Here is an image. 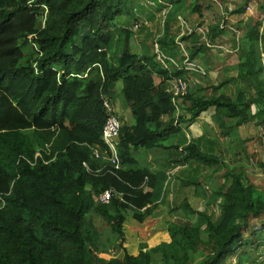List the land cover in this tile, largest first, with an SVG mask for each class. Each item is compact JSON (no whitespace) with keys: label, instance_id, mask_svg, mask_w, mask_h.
Instances as JSON below:
<instances>
[{"label":"trees","instance_id":"1","mask_svg":"<svg viewBox=\"0 0 264 264\" xmlns=\"http://www.w3.org/2000/svg\"><path fill=\"white\" fill-rule=\"evenodd\" d=\"M186 3L0 0V264H225L243 247L264 246V224L262 232L243 238L251 220L264 218V197L242 173H226L225 181L208 195V201H220L215 220L183 199L170 210L179 211L181 219L167 222L147 240L139 239L132 252L126 244V213L142 224L166 203L168 170L220 163L221 157L191 137L189 128L202 114L211 113L218 135L227 142L248 122L264 126V20L244 28L234 78L191 89L196 73L184 70L183 61L194 62L198 51L209 50L196 33L177 41L169 38L171 22L180 18L188 24ZM128 4L145 14L144 25L155 21L152 7L166 9L162 36L155 42L166 67L143 43L140 54L133 51L132 31L140 26L132 29L140 21L135 16L130 26L120 19L131 13ZM194 11L200 7L193 6L190 13ZM221 35L214 26L206 32L212 43ZM178 78L187 82V94L173 99L171 82ZM230 84L232 96L225 92ZM103 97L115 115L113 104L119 97L133 119L132 125L121 124L120 168L115 171L92 156L94 148L106 150L101 141L107 117ZM185 131L190 134L184 140L163 143ZM157 151L163 154L154 159L162 158L166 168L142 164L143 152ZM235 151L233 155L243 154ZM180 184L201 189L194 177ZM105 190L120 197L98 205L95 198ZM91 214L105 223L111 238L106 240L121 256L100 250L103 235ZM244 254L238 264L248 259Z\"/></svg>","mask_w":264,"mask_h":264},{"label":"rangeland","instance_id":"2","mask_svg":"<svg viewBox=\"0 0 264 264\" xmlns=\"http://www.w3.org/2000/svg\"><path fill=\"white\" fill-rule=\"evenodd\" d=\"M187 3L186 5H189L190 8L187 9L186 17L188 18V24H185V26L190 27L192 26L191 23L189 22L191 20V18H193L192 22H195L198 20L197 19V12L194 11L192 13H190V9L195 6L198 7H207L208 3L205 5L203 4V0L202 2H200V0L198 2H195V0H185ZM219 1V0H218ZM224 1V0H222ZM157 2H163V0H157ZM221 2V1H220ZM225 2V1H224ZM232 4L236 5V9L237 8H243L245 6V4H252V5H256V3L259 5V7H263L264 4V0H233L231 1ZM145 4L148 5V3H150V1H144ZM226 3V2H225ZM228 4V3H227ZM132 4H128L129 9L132 8L130 11L131 13L128 16L125 17H120L121 20H126L125 21V25H130L132 26V21L135 19L134 17L138 16V20L140 21V28L137 31H132L133 32V38L130 40V46L132 47L133 51L136 54H140L141 53V43H143L150 51V53L154 54L155 59H156V55H155V49H154V43L162 36V29L164 28V19H165V12L166 9H162V10H156V8L152 7V11L153 14H155V21H153L152 24H150L151 22H148V25H144V21L146 20L145 14H141V13H136V10L138 9L137 7H132ZM202 9H206L203 8ZM210 8L214 9L215 13L209 17V19L211 20V22L216 21L217 23H220L221 20H224V16L225 14L229 13V8L226 9V7H224V5L221 4H217L212 2V5H209ZM245 9V8H244ZM149 11H151V8H149ZM250 10H246L247 15L251 16L248 17L246 21H243L240 24L238 22H234V21H229V20H225V23L228 24H232L230 25L233 29L229 30L226 29L227 33L234 37H241V35L244 32V28L247 27H251L254 24H256V22H260L263 18H264V14L262 13V16L259 15L258 18L256 20H254L252 17V12H250ZM245 12V13H246ZM200 13V12H199ZM233 19V18H232ZM119 20L116 21V24ZM186 21V22H187ZM240 22V21H239ZM213 24V23H212ZM118 26V25H117ZM120 26V25H119ZM240 31V32H237ZM182 31H180V20H174L173 22H171L170 26H169V38H174L175 41H177L178 39H180L183 35ZM238 45L240 43V41L237 42ZM184 48L186 47L183 44ZM234 47V46H232ZM159 48V46H158ZM159 50L161 51V49L159 48ZM216 49H210V52L213 54H228L227 56L231 55L230 49H227L228 52L230 53H222L221 50L219 51H215ZM232 51V50H231ZM180 53V51H179ZM182 53V51H181ZM185 55V53H183ZM236 54L235 53H232ZM238 56V52L236 54ZM230 64H232L234 61L233 60H229ZM238 61V60H237ZM219 63L217 62V64H215V66L218 67ZM216 67V68H217ZM214 68H212V73H210L208 76H193L191 75L192 79H190V88L194 89V87L199 84V87H207L210 86V84H215L217 83V81L220 82V79H218V74L217 76L214 78L213 76V72H214ZM211 72V71H210ZM212 74V75H211ZM235 72H231V74L229 76L234 77ZM228 95L232 96L234 93L233 87H227V90L225 91ZM209 93V90H204L203 94ZM119 108V107H118ZM116 112H118V109L116 108ZM183 109L181 110V114H183ZM253 112V109H252ZM124 115L126 117L127 122H125L124 124L127 125H132L133 124V119L131 117V114L128 110L124 111ZM203 117H201V120L207 119V121H209V123H198L197 125L199 126V132H202L204 139L205 140H211L216 139L217 137V129H215V126L213 127V122L211 119V114L210 113H206L204 115H202ZM201 124V125H199ZM246 126H244V130H245V135L247 136V138L250 141H255V148L253 147H246V152L244 153V167L248 168L251 172H254V174L258 175V179L256 180V177L254 175L250 176V178L252 179V182L255 180V185L256 189L258 190V192L261 194V196L264 197V154H263V145L258 144L257 141L259 139H264V126L261 124L256 123L255 121H251L248 122L247 124H245ZM200 126L202 127V130L200 128ZM263 128V129H262ZM193 131V128H192ZM217 131V133H216ZM185 132H180L179 134H177L176 136H173L167 140H165L163 143L165 144V146H168L170 144H172L175 141H182L185 139ZM195 134H199V133H195ZM208 134V135H207ZM183 138H182V136ZM189 135V134H188ZM258 135L260 137H258ZM248 140V141H249ZM221 141V140H220ZM264 141V140H263ZM223 143V144H221ZM219 143L218 147L213 149L215 151H213V155L215 156H219L221 157V161L217 166H213L210 168H203V167H199L196 164L192 163L193 165H188V166H184V167H179L173 170H168L170 172V177L171 179L167 178V182H168V189L166 192L167 196V206L170 204V202H172L171 207H167V209L164 211V214L162 216V218H160L158 221L156 220V215L154 213V215L148 219H146L142 225L141 224H136L132 219H131V212H127L126 213V220H125V235H126V244L128 247H130L129 252L133 251V248L136 247L137 242L139 241V239L141 238V236L136 232V230H133L134 232H131L129 230H132L134 227H137L139 225L141 226H145L146 223L147 226L150 225L153 221H157V224L161 223V226L163 227L164 225H166L167 222H175L178 221L179 219H181V214L179 211H177V213H171L170 210L175 208L176 206L179 205V203L183 200L186 199L188 204L191 206V208L197 212H201V213H206L207 215L211 216L212 220H215L218 215H219V203L220 201H217L215 203H212L211 201H208V195H210V193L212 192V190H214L216 187H218L219 185H221L223 183L224 178L226 179L225 175L226 173H238L239 172V166L241 164H236L237 161H235L233 159V157H231L232 155L230 154L228 148L225 147L226 142H222ZM226 149H225V148ZM256 150V151H254ZM150 154V158L152 159V157L154 155H156L157 157H160L163 152H156V153H148ZM145 153L143 152L142 156H136V158L139 157V159L142 160V162H146L148 160V157H145ZM231 155V156H229ZM233 159V160H232ZM158 159L156 160L157 163ZM163 163V162H162ZM194 166H196L194 168ZM159 167V166H158ZM162 167V166H160ZM157 167H154V169H156ZM251 172L246 171L245 170V174L246 175H250ZM168 173V172H167ZM194 177V179H196V181L198 182L199 186H200V190H195L194 187L190 186V187H186V188H182L181 187V182L188 180L189 178ZM257 182V184H256ZM172 185V188L170 189V186ZM203 190H205V192L203 193ZM202 195H205V197H203ZM198 216L194 215L193 216V220L194 222L197 221ZM263 218V217H262ZM90 219L91 221L94 223V225L99 229V231L102 233L103 235V239H101L102 243L100 244V250L101 251H106L110 252L111 254H115L116 256H121L122 252L120 249H116L112 246L111 243L108 242V240H106L107 237L110 238V231L107 230L104 226L105 223L100 220V218L96 217L95 215L91 214L90 215ZM199 219V218H198ZM260 219V218H259ZM257 219V221H253L252 224L254 225V228H252L251 225H249L248 231L246 232V235L243 233V238L248 240L250 238V233L253 232H257V230H259V232H262L263 230H260V227L263 225L264 223V218L262 220ZM149 228V227H148ZM256 229V230H255ZM150 230V229H149ZM148 230V231H149ZM146 232V231H145ZM264 235V232L262 233ZM148 233H146L145 235L142 236L141 240H147L148 239ZM255 239H252V241H254ZM244 254V257H247L248 259H246L243 263L240 264H264V246L259 247L258 249H255V246H247V247H243L240 249V251L234 252L230 257H228L225 260V264H238V260H239V256L242 254Z\"/></svg>","mask_w":264,"mask_h":264},{"label":"crops","instance_id":"3","mask_svg":"<svg viewBox=\"0 0 264 264\" xmlns=\"http://www.w3.org/2000/svg\"><path fill=\"white\" fill-rule=\"evenodd\" d=\"M224 1L219 0L217 2V4H221L222 3L224 5V7H226V9L229 8V13L225 14L223 21H225L227 19L229 21L232 20L234 22H238L239 25L240 24H243L241 22L246 21L248 17H251V16H248L247 15V12H246V10L248 11L250 9H251L250 12H252V16H253L252 18L254 20H256L259 15L262 16V13L264 14V4H263V7H259V5L257 3H256V5H252V4H248L247 3V4H245V6L243 8H237L236 9V5L235 4H232V2H231L233 0H224ZM200 2H202V0H200ZM203 4H205V3L203 2ZM209 5H212V4H209L208 3V6L207 7H203L202 6L203 8H206V9H202V7L200 6V13L197 12V15H198L197 16V19L198 20L196 21V23L195 22H192L193 18H191V20L189 22L191 23L192 26L199 25L201 28L205 29L207 32H208L209 27H211V26L218 27V29L223 32V35H221L218 38H216L214 40V43L215 44H218V45L224 46L226 48V50L227 49H230L231 55L230 56H227L228 54H219L218 55V54H213L210 51H202V50H200V51H198L197 56H196V61H194V62L199 63L205 69L207 68L209 70V74L212 73V68L215 67L214 68V72H213L214 78L218 74V79H220V81L221 80L223 81L224 79L225 80H228V79L234 78L237 75V64H238V61L237 60H238L239 54H238V56L236 54H237V52L239 53V50H240L239 45L237 43L239 41V37H234L231 34L229 35L225 29H221L220 28V26H219L220 24L217 23L216 21L211 22V20L209 19V17L211 16V14L213 15L215 13V11H214V9L210 8ZM195 6H196V4H195ZM143 8L145 10H147L145 7H143ZM238 9H242V13H238L237 12ZM263 20H264V18L261 21H263ZM225 24L227 26H229V27H231L230 25H232V24H228V23H225ZM237 32H240V31L237 30ZM182 44H183V42H182ZM232 46H234V47H232ZM260 47H261V49H260L261 57L264 58V48L261 45H260ZM230 52H222V53H230ZM235 52H236V54H233L232 55V53H235ZM229 60H233L234 62L232 64H230L229 63L230 62ZM217 62L219 63L218 67L215 66V64H217ZM233 71L235 72V74H232V75H234V77L229 76L231 74V72H233ZM218 82L219 81H217V83ZM217 83H215V84H217ZM230 86H232L234 88V86L232 84H230L229 87ZM225 90H227V87H226ZM113 105H114L115 112H116V108L118 109V112H116V115H117L118 119L120 120L121 124H123V122H127L125 120L126 117L124 115L125 114L124 111L127 110V109H124V107L122 106V101H120V98L119 97L115 100V103ZM252 109H253V112H254V108L253 107L251 108V110ZM204 114H206V113H204ZM204 114H202V115H204ZM202 115L196 120V123L193 124L189 128V131L191 132V137L194 140H198L199 139V141H200V143L202 145V148L204 150H206L208 153H212L213 151H215L213 149L217 148L218 145H219V143H221V141L226 142V143H224L225 144V147L228 148L230 154L232 155V156L231 155H229V156L233 157V159L235 161H237L236 164H241L239 166V172L238 173H242L245 176V178H247L249 180V182H251L252 184L255 185V180L252 182V179L250 178V176L254 175L256 177V180H257L258 179L257 178L258 175L257 174H254V172H251L248 168L244 167V153L246 152L245 151L246 150V147L248 148L250 146V147L255 148V141H250L247 138V136L245 135L244 126H246V125L244 124V125L238 127L237 128V133H236V138L233 139V140H229L228 139V142H227V139H225V140L224 139H221L222 137H220L218 135L217 131H216V133H217L216 139H213L212 138L211 140H205L204 137H203V135H206V134H203L202 135L203 130H202V127L201 126H200V128H201L202 132H199V130H198L199 129V126L197 124L198 123H204L205 124V123H209V121H207V119L201 120L202 119L201 117H203ZM199 125H201V124H199ZM214 126L215 125L213 124V127ZM192 128H193V131H192ZM215 129H216V127H215ZM189 131L186 132V134H185L186 136L188 134H190ZM195 133H199V134L197 135ZM258 137H260V136L258 135ZM263 140L264 139L261 138V139H259L257 141V143L258 144L261 143V145H263V148H264V141ZM243 141H246V143L241 148L239 143L240 142H243ZM221 144H223V143H221ZM238 149L243 150V154H241V155H239V154L238 155H233L232 152H231V150H234L235 151V150H238ZM254 151H256V150H254ZM263 154H264V150H263ZM145 157L146 158L148 157V160L146 162H142V164H148V165H150L152 167V169H154V167H156V166H159V167L162 166L163 167V165H164V168H166L165 163L162 160V158H159L158 161H157V163H156V160L157 159H154V156L152 157V159L150 158L151 157L150 154L146 155ZM194 167H196V166H194ZM245 170L251 172V174L250 175H246L245 174ZM256 184H257V182H256ZM165 202L167 203V199L165 200ZM166 203L159 205L158 208L156 209L155 215H156V220L157 221L160 218H162V216L164 214V211L167 209L168 206H167ZM262 219L263 218H260L259 220H262ZM157 221H153L148 226H147L148 223H146L145 226H141L142 225L141 224V225H139L137 227H134L132 230H129V231L131 233V232H134L133 230H136V232L141 236V238H142L143 235H145L146 233H148L147 236L149 238L154 233H156L158 231H161L165 227V225L162 227L161 226V223L157 224ZM253 221H257V219H253ZM253 221L251 220L250 223H249L252 226V228H254V225H255V224H252ZM124 228H125V226H124Z\"/></svg>","mask_w":264,"mask_h":264},{"label":"built area","instance_id":"4","mask_svg":"<svg viewBox=\"0 0 264 264\" xmlns=\"http://www.w3.org/2000/svg\"><path fill=\"white\" fill-rule=\"evenodd\" d=\"M211 1L213 2L214 0ZM179 20H180V31H182L181 35L191 34V33L199 34L202 36V41L205 43L206 48L209 51L210 49H216L215 51L221 50L222 52H228L224 46L212 43L210 40H208V38L206 37L207 31L205 29L201 27L196 29H191V27L185 26L186 23H184L180 18ZM219 24L221 29H225V30L232 29L231 27L225 24V21H223V19ZM139 26H140L139 24H135L132 30L138 29ZM154 49H155L156 60L160 62V64L163 67H166L167 64L165 62L166 57L159 50L157 43H154ZM169 62L175 64L172 60H170ZM183 69L192 73H196L197 76L200 75L202 77L205 76L204 68L198 65V63L189 61L188 59H185L183 61ZM187 87H188L187 82L182 78L174 79L171 82V88H170V92L173 94V99L175 98L180 99L181 97L185 96L187 94ZM102 106L107 112V117L103 124L102 135H101V141L106 146V150L104 151V150H100L99 148H94L92 149V156L96 160L99 159L105 160L107 162L109 169L111 171H115L120 168V160L117 154V141H118L119 131L121 128V123L118 120L117 116L115 115L112 104L109 102V100H107V97L102 98ZM83 166L86 168V170L89 171L85 163L83 164ZM167 175H168V179H171L170 172H168ZM119 195L120 194L114 193L112 190H105L96 196L95 202L98 205L106 206L109 205L113 196H116L118 198L120 197Z\"/></svg>","mask_w":264,"mask_h":264},{"label":"clouds","instance_id":"5","mask_svg":"<svg viewBox=\"0 0 264 264\" xmlns=\"http://www.w3.org/2000/svg\"><path fill=\"white\" fill-rule=\"evenodd\" d=\"M31 37V36H30ZM256 230V229H255Z\"/></svg>","mask_w":264,"mask_h":264}]
</instances>
